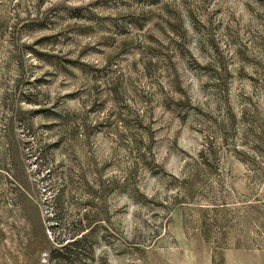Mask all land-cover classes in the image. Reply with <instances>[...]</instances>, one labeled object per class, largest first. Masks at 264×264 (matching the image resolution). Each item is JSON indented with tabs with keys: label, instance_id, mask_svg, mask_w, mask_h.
Listing matches in <instances>:
<instances>
[{
	"label": "rangeland",
	"instance_id": "rangeland-1",
	"mask_svg": "<svg viewBox=\"0 0 264 264\" xmlns=\"http://www.w3.org/2000/svg\"><path fill=\"white\" fill-rule=\"evenodd\" d=\"M0 264H264V0H0Z\"/></svg>",
	"mask_w": 264,
	"mask_h": 264
}]
</instances>
